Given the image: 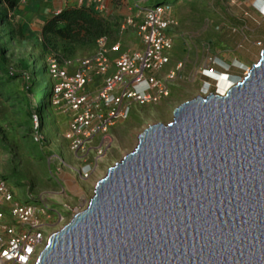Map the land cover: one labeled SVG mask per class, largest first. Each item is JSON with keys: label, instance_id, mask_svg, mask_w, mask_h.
I'll return each mask as SVG.
<instances>
[{"label": "water", "instance_id": "obj_1", "mask_svg": "<svg viewBox=\"0 0 264 264\" xmlns=\"http://www.w3.org/2000/svg\"><path fill=\"white\" fill-rule=\"evenodd\" d=\"M149 126L35 264H264V48Z\"/></svg>", "mask_w": 264, "mask_h": 264}, {"label": "built area", "instance_id": "obj_2", "mask_svg": "<svg viewBox=\"0 0 264 264\" xmlns=\"http://www.w3.org/2000/svg\"><path fill=\"white\" fill-rule=\"evenodd\" d=\"M74 1L77 6L85 3V0ZM140 5L139 1L135 7ZM106 10L105 0H95V11L103 13ZM140 12L142 19L139 24L136 17L131 16L124 20L119 29L120 32L135 29L143 46L141 51L121 53L120 42L107 46L106 40L100 39L95 53L88 58L65 62L63 66L57 63L56 58L47 60L48 75L54 81L51 107L70 115L71 121L64 139L70 153L83 165L78 170L82 181L90 178L104 157L110 129L128 119L131 104L141 107L158 105L168 97L181 68L178 65L175 71L163 78L155 76L169 64V53L173 48V40L168 32L176 24L167 16L169 8H146ZM58 13L59 10L54 12L55 15ZM257 46L260 44L257 43ZM110 55L115 57L111 60ZM73 64L76 71L69 74L67 67ZM111 64H114L115 71L110 75ZM215 65V60L210 59L200 75L213 77L215 71L208 67ZM93 77H101L103 85L100 90L90 92L87 87ZM207 86V83H202L199 96L209 94ZM31 123L35 132L34 142L43 144V136L37 133L41 125L40 117L32 115ZM97 138L101 141L99 145L95 144ZM56 162L58 173L65 165L60 159ZM64 193L61 189L58 192ZM60 211L40 199L33 204L15 202L3 179L0 165V264H35L52 234L51 223L54 220L62 221Z\"/></svg>", "mask_w": 264, "mask_h": 264}, {"label": "rangeland", "instance_id": "obj_3", "mask_svg": "<svg viewBox=\"0 0 264 264\" xmlns=\"http://www.w3.org/2000/svg\"><path fill=\"white\" fill-rule=\"evenodd\" d=\"M66 1L68 2V0ZM123 1L124 0H119L118 3L111 4L113 7L110 5V9L112 8L111 10H113L114 13L113 15L120 18L122 17L120 13H125L124 8L126 5ZM166 1H169V3L173 2V0ZM54 2L56 3L55 6H57L59 0H54ZM60 2L62 1L60 0ZM158 2H160V0H149L147 6H152L153 3ZM22 5L23 2H21V6ZM242 6L244 5L242 4ZM56 8L58 9V7ZM169 9L171 10L172 7H169ZM185 9L186 14L191 15V17L180 25L181 32L176 35L177 39H175V42L177 46L172 53L174 64H172L171 71H175L178 65H181V68L177 72L176 82L172 85V90L168 97L162 100L159 105L148 107L149 109L147 111H138L137 115L139 122L135 125L136 130L128 133L126 136L124 134L117 135L115 140H113L112 148L109 149L110 146L108 144L109 147L107 152L98 163L97 167L92 171L90 178L87 181L80 183L81 185L78 188L74 189L68 187V193L65 192L64 194H58L59 189L57 188V183L54 182V177H51V171L46 163L50 154H55V156H58L59 158L61 156L71 157L68 149H63V147L60 146L61 144L55 148L56 144L54 140H57L58 136L56 133L51 132L52 128H50V122H48L47 126L43 128L44 130L42 132L47 143H43V145L32 143L33 141H30L28 138L29 133L27 130L29 127H26L28 119L21 111V109L25 108L24 105L26 99L24 96L19 95L22 87L19 83H14V87L12 86L8 91L6 90L0 95V128L9 140L2 142L1 146L4 148H0V163L3 167L4 176L7 177V185L14 201L21 205L31 204L29 200L30 198H33L44 200L50 205L55 204L63 210L60 211L63 217L62 221L59 222L54 220L51 223V233L60 230L74 215L81 212L87 206L88 201L93 196L96 183L106 175L111 167L135 149L138 137L149 126L156 124L167 125L171 123L173 119V111L177 107L199 96V90L202 86L200 82V74L201 71L207 67V62L209 60H207L206 54L202 52V47L199 45V42L202 41L203 37L201 36V27L198 28V19L192 15L198 14L200 16L201 14H208L213 11L216 13H213V16L225 18L233 13H231V10H226L227 12L223 11V9H220V6H218L216 10H211L209 3L201 4L194 9L193 6L186 5ZM33 11H35L33 5L28 7L27 10L21 8V13L12 21L15 28L20 27L23 30L24 38L20 41L12 42L5 47L7 48L5 56L9 66H16L17 61L26 59L34 69L41 67L47 68L48 56L40 55L39 50L35 47V42L39 37V27L41 23L35 22ZM120 18L119 21L121 25L122 20H120ZM221 31L222 29L219 30V32ZM126 35L127 34L123 35L119 40L120 45H123L121 53H131L132 49H139L141 43L137 37H132L131 34ZM5 40L6 39L3 41ZM3 41H0V45ZM184 43H187V45H184ZM187 46L191 49H188ZM253 51L256 52L257 49L254 48ZM244 53H246L248 58L250 57L248 51L245 50ZM233 54L235 57H238L236 53ZM256 60L251 63L248 60L244 61V70L239 69L237 65H233L236 68L234 70L238 69L237 71H240L242 74L241 76L232 74V84L240 81L246 75L251 66L258 62L259 57ZM46 89L47 84H41L39 88H37L35 92L37 104L41 103L43 96L46 93ZM11 91L14 92V100L9 96V92ZM215 92H218V90H215ZM7 98H11V100H6ZM27 100L28 98L26 99V102ZM43 114L46 115L47 113L43 112ZM49 116H53L51 112H48L46 120H50ZM53 135H56V137ZM109 142L110 141H108V143ZM41 155H43V158ZM52 159L50 160V165L54 164ZM60 160L64 165L66 164L61 169L62 171L67 167V163L62 158ZM74 163H76V161H74ZM52 174H54L53 171Z\"/></svg>", "mask_w": 264, "mask_h": 264}, {"label": "trees", "instance_id": "obj_4", "mask_svg": "<svg viewBox=\"0 0 264 264\" xmlns=\"http://www.w3.org/2000/svg\"><path fill=\"white\" fill-rule=\"evenodd\" d=\"M23 4L30 5L31 0H0V41L3 43L0 45V95L12 86L14 83H19L22 87V90L19 92L20 96H24L25 99V108L21 111L26 115L28 121V135L29 140L33 141L32 143L37 144L33 140L34 131L31 123V116L36 115L40 117L41 125L37 133L42 135V121L44 114L51 111V99H52V88L54 81L48 75V68H38L34 67L29 63L28 60L23 59L19 60L16 63V66H9L7 63V58L5 56L7 47L12 42L20 41L24 38V32L20 27H14L12 21L20 14L21 12V2ZM119 0H105V2H110L112 4L118 3ZM147 0L145 3H141L140 6L135 7L137 11L154 8V7H167L169 8L172 3L167 2L166 0H160L158 3H153L152 6H147ZM107 6V5H106ZM251 17V16H250ZM118 16L115 15H105L95 11V0H85V3L81 6H77L73 2L70 6H65L63 9L59 10L58 14H53L45 20L40 26L39 37L35 42V47L39 50L40 55L48 56V58H56L57 63L60 66H63L65 62H76L77 60L88 58L92 56L98 45L97 42L100 39H105L107 46H111L123 37V35L128 32V29L125 32H120V21ZM251 22L247 28V25H235L229 23L230 31L228 36L224 35L220 37L222 41V46L227 50L236 53L238 57L235 59L234 64L228 63L226 60V65L229 70L230 75L241 76V72L231 68L233 65H237L239 69L244 70V61H249L250 63L259 57V52L264 48V22L257 16L251 17ZM241 32L242 39L238 37L233 38L237 33ZM169 34V32H168ZM233 34L231 38L229 36ZM132 37H136V31L131 33ZM227 40V45L223 43L224 40ZM255 40V41H252ZM254 42L253 45L249 44ZM220 42V41H219ZM247 44L249 47L242 49V44ZM257 43L260 46H257ZM221 44V43H219ZM257 49L256 52L253 49ZM242 50V51H241ZM250 53V57L246 56L244 51ZM231 61V60H230ZM229 61V62H230ZM257 61V60H256ZM234 67V66H233ZM208 68L216 69L213 66ZM235 68V67H234ZM236 69V68H235ZM201 83H207L208 93L215 92L214 82L201 78ZM41 84H47L46 93L43 96V99L40 104H37L35 98V92ZM170 88V92H171ZM169 92V93H170ZM9 96L14 100V92H9ZM11 100L7 98L6 100ZM9 141L8 137L3 133L0 128V148L2 142ZM44 143V142H43ZM43 158V155H41ZM3 179L7 183V177L3 175ZM29 202H37V199H31ZM52 208L63 211L60 207L55 204H51ZM66 214V213H65Z\"/></svg>", "mask_w": 264, "mask_h": 264}, {"label": "crops", "instance_id": "obj_5", "mask_svg": "<svg viewBox=\"0 0 264 264\" xmlns=\"http://www.w3.org/2000/svg\"><path fill=\"white\" fill-rule=\"evenodd\" d=\"M61 1L62 2H60V0H59V3H57V6H55L56 3L54 2V0H31L30 5L23 4L21 6V8L23 10H27L28 7L33 5L34 9H35V11H33V16H35V18H34L35 22L41 23V25H42L45 18L48 19L53 14V12H55L56 10L63 9L65 6H70L73 4V2H75L74 0H68V2L66 0H61ZM139 1L141 3H143V2L145 3L147 0H124L123 1V2H125L126 7L124 8L125 13L124 14L120 13V15H122V17L120 18V20H122V23L124 22V20L127 17L133 16V17H136V22H137V24H139L140 20L142 19V14L140 11H137L135 9V4ZM257 1L258 0H177V1L173 2L172 5L170 6V7H172V9L171 10L169 9V12L167 13V16L170 17L173 21H175V24H176V26L171 28L169 31V35L171 36V38L173 40V48H172L171 52L169 53V64L161 72H159L155 76L159 77V78H163L169 72H171L172 64H174L172 53L174 52V49L177 46V44L175 42V39H177L176 35H178V33L181 32L180 31L181 30L180 25H182L184 22H186L191 17V15L186 14V9H185L186 5H188V6L191 5V6H193V9H194L201 4H208L209 3L211 6V10H216V8H218V6H220V9H223V11H225V12L231 10V13H233V14L232 15L229 14L230 18L229 17L224 18V17H220V16L215 17V16H213V13H214L213 11L208 13V14H205V13L201 14L200 16L198 14L192 15L193 17H196L198 19V21H197L198 22V28L201 27V30H202L201 36L203 37V39H202V41L199 42V45H201V47H202V52L206 54L207 60L214 59L218 64H226L227 63L226 60H228V63H232L233 61H235V59L237 57H235V55L233 54L232 51L227 50L225 47L222 46V41L220 40V37L223 35L225 37L228 36V33L231 29L228 25L229 23H233L235 25L236 24L237 25L245 24V25H247V28H248V26H249L248 22L252 21L251 20L252 16H257L260 19H262L254 8V6H256V4H257ZM111 4L112 3L107 2V10L104 12V14L107 16L114 14L113 10H111L112 8L110 9ZM242 4L244 6H242ZM56 7H58V9ZM246 13H249V14H246ZM214 14H216V13H214ZM38 19L42 20V21H39ZM262 21L264 22L263 19H262ZM220 29H222L221 32H219ZM244 30H246V27H244ZM134 32H135V29L129 28L127 35L134 33ZM230 33H232V31H230ZM234 34L235 35L231 34L229 36V38L234 36L233 38H235V39H236V37H238L239 39L243 40V38L241 37L240 31H237V33H234ZM137 39L140 41V39L138 37H137ZM226 41L227 40L225 39L223 41V43L227 45ZM252 41H255V40H252ZM252 41H250L251 43L249 44V46L254 44V42L252 43ZM140 43H141V41H140ZM219 43H221V44H219ZM184 45H187V43H184ZM242 45H243L242 49L249 47L245 43ZM140 46H141V48H140ZM140 46H139V49H137V50L132 49V52L141 51L143 49V46H142V44ZM122 47H123V45L121 46V50H122ZM188 49H191V48L188 47ZM186 51H188V50H186ZM186 51H184V52H186ZM110 57H111L110 59L112 60L115 57V55H110ZM75 71H76V65L75 64L67 67V72L69 74H74ZM114 71H115L114 64H111L108 74L111 75L112 73H114ZM102 85L103 84H102V78L101 77H93V80L89 84V86L87 87V90L90 92H95V91L100 90ZM148 107H150V106H142L141 107V106H138L136 104H131L130 114H129L128 119L125 121L118 122L114 127H112L110 129V131L107 135V139H108V141H110L108 143L110 146V147L108 146L109 149L112 148L113 140H115V137L117 135L124 134L126 136L128 133L136 130L135 125H137V123L139 122L138 121V115H137L138 111H140V110L147 111L149 109ZM50 112L53 115L51 117L49 116L50 120H48V119L46 120V118L48 117V113L46 115H44V118L42 121V132L44 130L43 128L47 126L48 122H50L49 125H50V128H52L51 132L56 133L58 136L57 140H54V142L56 144L55 148H57L58 145L61 144L60 146L63 147V149H65V148L68 149V144L64 139V135L68 131V126H69V123L71 121L70 115H65V114L61 113L60 111L54 110L53 108L51 109V111H49V113ZM129 125H131V126H129ZM121 129H123V130H121ZM42 136H43V133H42ZM53 136L56 137V135H53ZM43 138H44V136H43ZM43 140H44V144L47 143L46 142L47 140H45V138ZM59 140L61 143L59 142ZM100 143H101L100 139L97 138L95 141V144L99 145ZM107 150H108V148L106 149V152H107ZM69 154L71 157L61 156L60 158L58 156H55V154H53V155L50 154V157L47 159V162H46L48 164V168L51 171L50 175L52 178L54 177L53 180H54V182L57 183L56 185H57V188L59 189V191L61 189V190H64L65 192H67L68 187H72L74 189L78 188L81 185L80 183L83 182L82 180H80L79 174H78V170L83 165H82V163H80L76 159V157L72 153H70V151H69ZM52 158H54V159H52ZM61 158L67 163V167H65L66 169L64 168L62 171H58V173H56L57 167H58V163L56 162V160L61 159ZM51 159L54 161V164H52V165H50ZM74 161H76V163H74ZM0 165H1V169H2V174L4 175L2 164L0 163ZM52 171L54 172V174H52ZM8 189H9V187H8ZM9 191H10V189H9Z\"/></svg>", "mask_w": 264, "mask_h": 264}, {"label": "clouds", "instance_id": "obj_6", "mask_svg": "<svg viewBox=\"0 0 264 264\" xmlns=\"http://www.w3.org/2000/svg\"><path fill=\"white\" fill-rule=\"evenodd\" d=\"M254 8H255L256 12L259 14V16L264 20V0H258L256 6H254ZM215 63H216V65L213 67H215L216 69H214L215 75L213 77H205V76H201V75L200 76H201V78H204V79H207V80L214 82L215 90L217 91L218 90L217 79L220 77H226L227 76L228 80L232 83V81H231L232 75L229 74V70H228V67L226 65L218 64L216 61H215ZM231 68L235 69L233 66H231ZM237 82H239V81H237Z\"/></svg>", "mask_w": 264, "mask_h": 264}, {"label": "bare ground", "instance_id": "obj_7", "mask_svg": "<svg viewBox=\"0 0 264 264\" xmlns=\"http://www.w3.org/2000/svg\"><path fill=\"white\" fill-rule=\"evenodd\" d=\"M218 92L217 94L224 96L225 93L233 86V84L226 77H220L217 79ZM36 203V202H33ZM88 204V203H87ZM53 234V233H52Z\"/></svg>", "mask_w": 264, "mask_h": 264}]
</instances>
